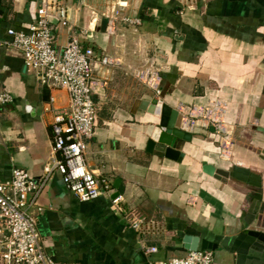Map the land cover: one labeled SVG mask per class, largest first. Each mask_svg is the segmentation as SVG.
Returning <instances> with one entry per match:
<instances>
[{
	"label": "crops",
	"instance_id": "0c3cea01",
	"mask_svg": "<svg viewBox=\"0 0 264 264\" xmlns=\"http://www.w3.org/2000/svg\"><path fill=\"white\" fill-rule=\"evenodd\" d=\"M49 1L68 22L50 18L56 49L73 34L114 64L93 68L96 118L85 150L88 169L112 191L82 203L53 172L37 200L41 212L31 211L46 254L57 264H149L183 257L188 236L215 246L213 264H264V243L248 234H264V0ZM38 7L0 0V41L9 29L27 31ZM114 11L140 24L113 20ZM141 71L158 74L159 96L139 82ZM0 89L13 99L0 109V181L18 168L38 182L51 150V108L64 109L67 97L41 85L12 47H0ZM155 99L175 111L224 102L229 152L210 128L178 142L179 163L157 146L147 152L159 132L147 112ZM233 166L260 177V187L232 179ZM132 219L143 220L139 230Z\"/></svg>",
	"mask_w": 264,
	"mask_h": 264
},
{
	"label": "built area",
	"instance_id": "2783aa9c",
	"mask_svg": "<svg viewBox=\"0 0 264 264\" xmlns=\"http://www.w3.org/2000/svg\"><path fill=\"white\" fill-rule=\"evenodd\" d=\"M17 1V0H16ZM39 7L35 21L27 31L9 29L8 41H0V47H12L23 55L26 70L34 71L41 85L51 90L63 91L67 106L54 110L52 121L51 150L43 178L36 182L26 171L14 168L7 181H0V264H57L43 248L36 220L31 214L33 209L41 212L37 200L57 172L65 188L82 203L96 200L110 193L112 185L102 176L96 175L87 167L85 150L93 136L96 118L95 103L92 98L93 68L111 67L112 58L97 55L91 49L81 46L76 35H70L65 47L58 50L53 38V16L62 27H67L66 10L49 0H36ZM120 1V0H119ZM123 7V3H118ZM120 17L114 11L113 20ZM123 23L139 25L135 19L120 17ZM142 85L159 96L158 74L141 71L137 76ZM13 102L12 97L0 89V109ZM53 99H50L52 107ZM226 105L219 99L206 107H179L180 129L194 133L197 129H212L219 139L222 153L230 150V133L224 122ZM121 197L112 201L117 204ZM143 220L132 219L130 227L139 230ZM145 255L155 253V249L144 248ZM210 251H188L183 257L169 258L149 264H213Z\"/></svg>",
	"mask_w": 264,
	"mask_h": 264
},
{
	"label": "water",
	"instance_id": "95a60500",
	"mask_svg": "<svg viewBox=\"0 0 264 264\" xmlns=\"http://www.w3.org/2000/svg\"><path fill=\"white\" fill-rule=\"evenodd\" d=\"M147 112L159 118L157 125L159 132L156 141L148 140L146 151L151 153L153 148L157 146L166 159L179 163L183 154L176 149L178 142H190L192 136L190 133H186L176 127L177 111L155 99L148 106ZM230 177L252 187H260V177L251 173L248 169L233 166L230 171ZM118 182L119 180L115 181V189H118ZM118 194L116 192L113 197L118 196ZM248 234L264 243L263 233L250 232ZM182 248L186 251L201 250L210 252L216 249L214 245L206 240L200 241L198 238L188 236L183 239Z\"/></svg>",
	"mask_w": 264,
	"mask_h": 264
},
{
	"label": "rangeland",
	"instance_id": "374dc122",
	"mask_svg": "<svg viewBox=\"0 0 264 264\" xmlns=\"http://www.w3.org/2000/svg\"><path fill=\"white\" fill-rule=\"evenodd\" d=\"M202 136V135H201Z\"/></svg>",
	"mask_w": 264,
	"mask_h": 264
}]
</instances>
